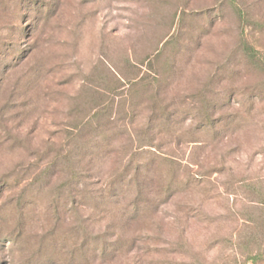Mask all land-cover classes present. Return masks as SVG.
<instances>
[{"label": "rangeland", "instance_id": "obj_1", "mask_svg": "<svg viewBox=\"0 0 264 264\" xmlns=\"http://www.w3.org/2000/svg\"><path fill=\"white\" fill-rule=\"evenodd\" d=\"M96 109L106 110L100 134L72 130ZM103 136L110 146L78 166L88 183L51 181V153L80 155L73 139ZM139 146L129 194L81 206L82 185L100 191ZM169 163L187 182L166 195ZM132 200L148 207L122 217ZM14 222L20 253L6 239ZM81 234L104 236L109 253L87 264H254L247 257L264 249V0H0V264H54ZM182 236L187 251L170 254Z\"/></svg>", "mask_w": 264, "mask_h": 264}, {"label": "trees", "instance_id": "obj_2", "mask_svg": "<svg viewBox=\"0 0 264 264\" xmlns=\"http://www.w3.org/2000/svg\"><path fill=\"white\" fill-rule=\"evenodd\" d=\"M125 80V79H124ZM129 85L133 84V88H144V81L138 82L136 79H129L127 80ZM99 111V112H98ZM154 113H158L163 111L161 108L153 109ZM106 113V110L96 109L89 111L87 115H83L82 122L76 123L74 127H72V130L76 131L77 133H82L83 131H91V132H98L100 130V123L104 118V115ZM129 114H133V111H129ZM100 134V133H99ZM98 142H91V141H79L76 139H73L75 141V144H71V146L79 147L81 149V152H84L83 154L77 155L78 153H69V155H61L59 153H51V181L54 180V182L61 180L63 177L65 178L64 181L66 184L64 186L71 187L73 184L76 186L79 184L80 180H86L88 183V180H90V177L84 174L83 172L78 171L79 165L82 164V162L86 159L92 158V156L96 157L95 155H92L94 153L99 152L102 148H108L110 146V142L107 137H99ZM94 140V139H93ZM102 141V142H101ZM77 142V143H76ZM82 145V146H80ZM93 147H96V149L91 152V149ZM141 146L138 148H135L133 152L131 151L129 156L127 157L126 164L119 170L114 172L109 176V178L101 184L103 186L100 191L93 192L90 191L89 186L90 185H82L84 188L81 191H77V197H79L81 206L85 205L84 201L88 200L91 202V204L95 207H97L101 202L104 201H111L116 200L117 198L124 197L127 194H129V189L134 187L136 185V176L137 172L139 171L140 165L138 158L140 156V150ZM90 151V152H89ZM89 152V153H87ZM90 154V155H87ZM172 164H168V178L166 181V185L164 187V194L169 195L172 193L173 190L177 189L179 184H182L184 182H187L186 180H178L176 178V173L174 168L171 166ZM148 165H144L143 169H146ZM98 184V183H96ZM137 187V186H136ZM73 193V192H72ZM118 193V194H117ZM163 193V192H162ZM161 193V194H162ZM69 194V193H68ZM71 195V194H69ZM141 207L147 208L148 205L146 203H139L136 200L130 201V205L122 209L123 215L122 217H127L128 219L134 218L137 214H143L144 211H141ZM53 209H55L52 206ZM72 210V214L75 215L76 210ZM56 211V209L54 210ZM75 212V213H74ZM102 213H105V210H101ZM204 218L210 219L207 216ZM261 220V219H259ZM114 222V221H113ZM113 222L111 227H113ZM252 225L257 226L259 221H250ZM261 222V221H260ZM22 225L18 222H14L13 226V232L7 235L6 239L7 242L16 243L19 244L18 249H14V251H17L18 253L22 252L24 250V242L22 241ZM249 242H253L252 238H249ZM9 240V241H8ZM93 240L97 246L93 248L92 250L89 249V244ZM154 242H158V239H151ZM62 241H67V239H63ZM262 241H264V236L262 237ZM66 242H64V245H62V249L59 254H57L55 257L51 258L52 263L54 264H67L69 262H74L75 264H87L88 261L97 259V258H104L106 256H109L108 250H107V244L106 239L102 235H97L91 239L90 236L87 234H81L80 238L76 241V243L70 245L67 247L65 245ZM187 242L185 238L182 236L179 238V241L175 243L169 244L168 252L170 254H181L187 251ZM122 246H124V243L122 241L121 237H117L116 241L113 245H111V249L114 253L116 250L121 249ZM188 246V245H187ZM264 250V249H263ZM257 251V253L253 256L247 257L246 260L253 261L254 264L262 263L264 264V251ZM108 254V255H107ZM111 254V253H110ZM250 256V255H248ZM139 258L136 256L135 262L139 264ZM235 262V259H233ZM13 264H18L17 262H14ZM157 264H165L164 262H158ZM168 264V263H166ZM222 264H229V263H222Z\"/></svg>", "mask_w": 264, "mask_h": 264}]
</instances>
